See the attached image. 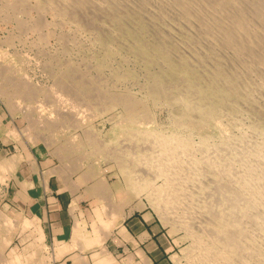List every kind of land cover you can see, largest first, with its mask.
Segmentation results:
<instances>
[{
	"label": "bare ground",
	"instance_id": "1",
	"mask_svg": "<svg viewBox=\"0 0 264 264\" xmlns=\"http://www.w3.org/2000/svg\"><path fill=\"white\" fill-rule=\"evenodd\" d=\"M61 1L64 5L62 8L59 4L54 5L53 0H46L41 12L46 8L47 11L52 9L62 18L63 13L67 14L71 11L77 17V10L78 12L83 10L87 4L86 0ZM127 2L133 5L126 9L123 8L126 5L119 0H101L100 6H106L110 17L116 20L119 27L127 29L126 22L129 24L133 22L142 34L152 33L156 38H152L154 44L151 49L144 40L137 43V51L145 54L148 61L152 60L151 53L155 52L168 64L170 70L154 78V85L149 91L150 96L154 101L167 97L177 104L180 107V115L178 118L175 116L177 118L175 125L185 129L183 132L170 133L159 131L161 128L131 131L124 139V146L129 153V161L137 167L136 180L142 179L143 186L148 185V187L149 184L152 187L154 185L151 180H145L149 176L162 182L154 190V198L160 201L157 203L164 210L178 214L179 222L192 237L196 253L192 257L191 264H264V0H130ZM89 6L91 9L95 7ZM90 7L87 8L90 10ZM98 8L102 9L99 6ZM88 13L93 14L89 11ZM103 24L105 25V21ZM130 34L137 37L140 33L129 30ZM171 41L174 42L173 47L167 48L166 42ZM168 79L173 80V87L167 86ZM171 88L173 90H170ZM127 108L132 113L137 106L127 103ZM243 114L251 117V128L248 133L246 131L245 134L237 137L231 130L243 129L241 127ZM70 116L73 117L74 113ZM136 117L137 115L132 113L131 118ZM26 118H28L27 114ZM146 118L148 117L144 113L143 120ZM143 123L146 124V121ZM211 129L219 130L221 134L219 142H214L213 136L208 135ZM196 131L201 134L197 143L193 140V133ZM111 150L109 153H113ZM17 161L18 158L9 162L1 161L0 178L8 172L14 173ZM132 180L130 178V183ZM113 205L110 211L112 220L108 219L109 222L106 219L107 221L102 222L96 228L100 234L95 232V239L94 237V240L90 239L95 244H103L113 226L125 217V213L120 210L123 207L118 208ZM104 208L108 209L106 205ZM1 216L0 218L10 220L5 215ZM25 220L27 219H24V223H30L29 219L26 222ZM7 221H4L5 224L8 223ZM31 221L36 222V226L40 225L37 220L31 219ZM12 223L13 225L11 223L8 225L14 227L15 221ZM31 224L28 226L30 227ZM101 227L103 228L100 229ZM40 229L38 237L41 239L43 236L41 239L43 240L44 233L42 231L41 234ZM79 232L81 233V230ZM42 243L41 241L40 244Z\"/></svg>",
	"mask_w": 264,
	"mask_h": 264
},
{
	"label": "rangeland",
	"instance_id": "2",
	"mask_svg": "<svg viewBox=\"0 0 264 264\" xmlns=\"http://www.w3.org/2000/svg\"><path fill=\"white\" fill-rule=\"evenodd\" d=\"M45 1L0 0V105H2L0 111L13 126V131L8 133V137L15 138L25 152L29 153L31 147L44 149L49 164H54L58 174L70 180L77 188L87 187L91 191L90 195L100 199L101 195L96 190L102 189L106 198L103 201L101 199L100 206L103 207L95 210V219L91 216L90 225L94 233L100 234L96 228L102 222L113 218L110 214L113 204L118 208H124H120L123 214L125 213L124 216L135 211L150 210L155 212L168 230L178 238L179 264H191L192 257L196 253L192 237L179 222L178 214L164 210L158 205L160 201L154 198V190L162 182L149 176L145 180H151L154 184L153 187L149 184V188L148 185L143 186L142 179L141 181L139 178L137 181V167L129 161V153L124 146V139L134 130L161 128L159 131L166 133L185 130L175 125L180 115V107L177 104L167 97L154 101L150 96L149 91L154 85V78L170 70L168 64L155 52L151 53L152 60L148 61L145 54L137 51V43L144 40L151 49L154 44L152 38H156L152 33L142 34L133 22L130 24L126 22L127 29L119 27L116 20L110 17L106 6H100L101 0H86L84 11L77 10V17L69 11L70 13H63L65 17L62 18L52 9L47 11L46 8L41 12V7L46 5ZM53 1L54 5L59 4L60 8L64 6L61 0ZM120 1L126 5H122L124 9L133 5L127 2L130 0ZM89 5L96 8L99 6L102 9L97 10L95 7L91 9ZM87 7H90V10L95 9L96 12L90 11ZM128 29L140 34L137 37L129 35ZM166 45L167 48L173 47L174 42H166ZM166 83L168 87H173V80L168 79ZM27 93L29 97L26 96ZM127 103L137 106L138 109L132 112L137 115L135 119L131 118L132 113L127 108ZM22 109L25 111L23 112ZM73 113L74 116H70ZM144 113L148 117L146 120H143ZM243 117L241 126L243 129L231 130L237 137L245 134L246 131L248 133L251 128V117L249 118L248 114H243ZM69 119L72 120L68 121ZM145 121L146 124L143 123ZM41 124L44 126H40ZM193 134V140L199 142L201 134L198 131ZM208 135L213 136L214 142L221 140L218 129H211ZM0 147H2L1 143ZM11 148L10 145L7 155L0 151V162L22 158L21 155L19 157L15 154L14 147L13 150ZM109 150L113 153H109ZM10 173L0 178V216L2 213V216L5 215L10 219L9 222L2 216L0 218V264H4L5 261L8 262L7 264H52L51 246L48 244L45 246L44 239L41 240L43 236L41 239L38 237L40 225L37 224L38 228L36 222L31 221L27 213L13 204L12 194L10 189L8 190L12 177ZM86 176L91 178L87 182L84 180ZM130 178L133 179L132 183ZM105 205L107 210L104 208ZM25 218L27 219L25 222L29 219L30 223H24ZM11 219L12 222L15 221L14 227H11V224L13 225ZM4 221L11 224H5ZM6 239L10 242L6 243ZM33 240L37 241L33 243Z\"/></svg>",
	"mask_w": 264,
	"mask_h": 264
},
{
	"label": "crops",
	"instance_id": "3",
	"mask_svg": "<svg viewBox=\"0 0 264 264\" xmlns=\"http://www.w3.org/2000/svg\"><path fill=\"white\" fill-rule=\"evenodd\" d=\"M12 131L13 126L0 111V151L7 155L11 145V150L14 147L15 154L22 157L18 158L8 190L13 204L39 221L44 244L51 246L52 264H179L178 238L150 210L126 214L103 244L93 243L96 235L91 216L95 219L101 199H106L101 189H97L100 199L90 195L87 187L77 188L49 164L44 149L31 147L29 153L25 152L15 138L8 137Z\"/></svg>",
	"mask_w": 264,
	"mask_h": 264
}]
</instances>
